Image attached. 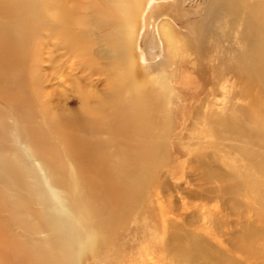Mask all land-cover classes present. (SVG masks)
Returning <instances> with one entry per match:
<instances>
[{
    "label": "bare ground",
    "instance_id": "6f19581e",
    "mask_svg": "<svg viewBox=\"0 0 264 264\" xmlns=\"http://www.w3.org/2000/svg\"><path fill=\"white\" fill-rule=\"evenodd\" d=\"M37 1L0 0V183L8 176L20 175L28 166L42 176V180L35 178L32 185L26 187L32 200H26L23 204L24 211L32 217L42 218V211L34 203L51 209V203L44 200L52 196L61 208L60 200L66 199L63 195L55 196L56 185L61 182V178L52 177L51 174L57 172L53 169L47 171L41 160L44 157L62 158L53 150V143L62 146L68 158V172L72 168L73 173L75 171L94 183H100L95 191L105 194L110 203L134 187L136 200L143 193L147 182L143 169L158 165L166 158L165 167H170L171 173L158 185L153 179L150 180L145 189L148 190V197L144 202L153 210L148 215L153 220L154 233L165 237L161 244L163 249L167 253H185L184 261L187 264H264V221L260 213L263 203L259 196V183H264V131L251 119L253 115L249 108L238 106L233 111L225 105V108L218 109L211 102L212 98H209L213 91L204 93L201 90L196 94L194 105L185 108L179 125L185 131L198 126V130H206L218 140L232 142L226 145L228 151L241 158L244 168L246 163H250L254 173L259 175V180L247 171L243 173L239 168L222 165L215 151H173V160H178L184 154L187 157L183 162L175 161L174 164L170 160L168 165L167 134L159 132L170 122L167 105L171 102V91L166 72L160 75L158 84H161L158 87L153 83L137 85L131 83L129 78L130 81L123 75H117L115 85L109 80L104 84L106 90L113 89L111 95L106 99L93 100L87 93L85 78L105 73L93 71L83 62L82 57L86 56L87 50L81 47L77 35L70 30L75 11L62 9L73 5L74 0H49L45 6L48 10L50 7L55 8V11H45V14L42 11H26L34 4L36 8ZM259 9L264 10V0H256L230 11H235L234 15L240 17L241 14ZM256 17L260 18L259 15ZM219 20L221 22L216 20L218 24H213L217 29L221 23L227 28L235 26L234 19L230 17ZM3 21L16 22V32L8 25L3 26ZM214 27L210 30L215 32ZM262 27L264 24L249 22V33L245 35L254 38L247 43L243 42V36L238 38L239 45L255 50V58L264 56V42L261 38L256 39V36L261 35ZM29 28L34 32L32 38L39 43L41 33L47 29L46 37L53 41L51 50L54 55L47 57L46 62L41 59L43 54V57L46 56V52L40 48L33 58L35 50L30 47L29 52L33 55L29 58L28 67L26 60L16 62L5 59L12 52L25 47L29 39L25 31ZM19 32L20 37L15 34ZM149 32L157 39L155 46L159 50L158 54L164 42L166 53L170 48L173 56L168 62L174 61L182 47H177V38L169 20L162 18ZM222 35L229 51L220 43H216L213 50L233 54L230 46L232 39ZM58 50L63 59L56 58L55 52ZM141 60L139 57L138 64ZM44 63H48V66L45 67ZM260 64V67L253 69V74L264 84V62ZM156 67L155 70L159 71L165 69L166 65L162 63ZM222 68L221 65L211 67L210 75L215 77L216 71ZM87 73L89 75L85 76ZM108 73L106 76L109 77L111 73ZM52 77L56 79L57 88L67 87L74 97L67 100V96L65 99L60 98V92L56 93L50 85ZM213 87L211 85L210 89ZM240 97L244 98L245 95L240 94ZM65 105H76V108L68 109L64 114L60 108ZM252 108L264 112L259 105L254 104ZM227 109L232 113H226ZM235 112L241 118L236 117ZM185 139V136L179 138L183 143H186ZM85 171L92 172V176L97 178L89 177ZM83 184L87 185V182ZM249 195H253V200H246L243 204L241 198ZM0 196L3 201L12 198L1 189ZM13 197L22 199L17 192ZM22 201L25 202V199ZM209 203H215L212 210L206 208ZM226 214L233 215L234 220L227 221ZM115 216L119 220L124 219L125 213L116 211ZM113 223L112 218L95 221L97 226L105 224L108 227ZM131 225H135L134 219ZM28 227L33 228L31 224Z\"/></svg>",
    "mask_w": 264,
    "mask_h": 264
},
{
    "label": "rangeland",
    "instance_id": "374dc122",
    "mask_svg": "<svg viewBox=\"0 0 264 264\" xmlns=\"http://www.w3.org/2000/svg\"><path fill=\"white\" fill-rule=\"evenodd\" d=\"M47 1L49 0H38L36 8L35 4L32 7L27 4L29 7L26 8V11H42L43 14L45 11H55V8L47 9L48 7L45 6ZM255 1L74 0L73 5L69 4L65 10L64 7L62 9L63 11H75L70 30L74 35H77L81 47L87 50L86 56L82 57L83 62L86 63L85 66H90L93 71L105 73L102 76L93 75L85 78L87 93L93 100L106 99L111 95L113 89L106 90L104 84L109 80L115 85L117 75H123L127 79L129 78L131 83L137 85L153 83L152 85L158 87L161 84H158L160 75L163 74V71L166 72L168 87L171 91L169 94L171 102L167 105L170 122L164 130L160 129L159 132L167 134L168 165L170 160L174 164L175 161L183 162L187 157L184 154L178 160H173L171 157L173 151H182L183 153L196 150L215 151L218 153L219 162L222 165L239 168L238 170L241 172L247 171L250 176L254 175L257 178L259 175L254 173L250 163H246L244 168L241 158L228 151L226 145L232 142L225 139L218 140L208 131L198 130L200 128L198 126L191 128L190 131H185L179 125L182 122L180 116L184 114L185 108L196 102V94L201 90L204 93L212 90L213 95L209 98H212L211 102L216 108L222 109L225 108V105H228L233 111L238 106L249 108V112L253 115L251 119L258 128L264 131V112L252 108V105L255 104L264 110V90L262 89L264 84L260 83V80L253 74V69L260 67V63L264 62V56L255 58V50L238 43L240 35L244 37L241 38L246 43L249 39L254 38L253 36L247 38L245 35L249 33L248 24L249 22L264 24V10H252L246 13L239 11L244 13L240 17L234 15L235 11H230V9L245 7ZM46 14L48 15V12ZM129 14L131 15L130 19ZM256 15H259L260 18ZM227 17L234 19L235 26L227 28L222 23L218 29L213 26L217 21L221 22L219 19L224 20ZM162 18L169 20L177 38V47H182V53L178 52L179 56L176 55L177 57L171 63L168 62L173 57L170 48L166 53V45L162 42L161 52L158 54L159 50L155 46L157 39L152 32H149V29L160 22ZM1 24L8 25L15 32L18 27L16 22L3 21ZM31 24L33 25V23L28 25L32 26ZM213 27L216 28L215 32L210 30ZM262 28L261 35L256 36V39L261 38L264 42V27ZM45 30L47 29L41 33V43H39L34 37L32 38L34 32L31 28L27 29L25 33L29 39L24 45L25 47L17 52H12V55L5 59L16 62L26 60L25 64L28 67L29 58L33 55L30 54L29 48L32 47L35 50L33 58L36 57V50L43 48L46 56L43 57V54L41 59L47 62V57H52L54 53L51 50L53 41L46 37ZM15 34L20 37V32ZM222 34L228 35L232 39L230 46L233 54L219 53V51L213 50L214 45L220 43L225 45L226 51H229ZM139 47H141L140 50H138ZM60 53V50L55 52L57 59H63ZM23 54L25 55L23 56ZM138 56L142 58L139 64ZM162 63H165V69L156 71V65L160 66ZM150 65L154 66L148 67ZM216 65H221L223 68L216 71V76L212 77L210 69ZM44 66L47 67L48 63H44ZM151 68L154 70L151 71ZM108 72L111 73L109 77L106 76L109 75ZM87 75L89 74L87 73L85 76ZM50 85L56 93L60 92V98L65 99L67 96V100L74 97L72 96L74 93L70 95L67 87L57 88L56 79L53 77ZM211 85L214 87L210 89ZM240 94H244L245 97L241 98ZM57 97L58 95H56ZM74 108L76 105H65L60 108V111L66 114L68 109ZM225 111L232 113L228 109ZM234 114L236 117L241 116L237 112ZM182 136H185L186 143L179 140ZM52 147L62 158L44 157L41 160L47 171L53 169L57 172L51 174L52 177L59 176L61 178V182L56 185L55 196L63 195L66 199L60 200L61 208L56 204V198L52 196L44 200L48 204L51 203V209L34 203V206L42 211L43 217H32L23 209L26 200H32L26 187L32 185L35 178L42 180L40 173L28 166L21 171L20 175L16 174L17 176L11 177L3 175L7 178L3 180V183H0V189L12 198L9 201H3L4 199L0 198L2 207V212L0 211V264H187L184 261L185 253H167L163 249L161 244L165 237L162 234L154 233L153 220L151 221L148 215L153 210L144 203L148 197V190L145 191V189L147 184H150V180L153 179L155 185H158L164 177H168L171 173L170 167H165L167 166L166 158L158 165L143 169L147 182L143 193L136 200L134 187L124 191L118 196L117 201L114 200L110 203L105 194L95 191L100 187V183L96 181L94 183L85 175L77 174L75 171L73 173L72 168L68 172V158L62 150V146L53 143ZM11 159L16 161L15 158ZM59 164L60 166H58ZM165 170L167 172L164 173ZM85 173L89 177L97 178L92 176V172L85 171ZM85 181L87 185L83 184ZM259 185V196L263 203L260 213L264 221V183H259ZM16 192L22 199L13 197ZM252 196L241 198V201L243 204L246 200L252 201ZM23 199L25 202L22 201ZM214 204L209 203L206 208L212 210ZM116 211L124 212V219H117ZM225 217L229 222L235 218L233 215L227 214ZM106 218H112L114 223L108 227L105 224L102 226L95 224L96 220ZM133 219L135 225H131ZM29 224L33 228H29ZM139 228L144 232H140ZM237 256L235 255V257Z\"/></svg>",
    "mask_w": 264,
    "mask_h": 264
}]
</instances>
